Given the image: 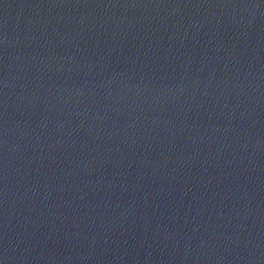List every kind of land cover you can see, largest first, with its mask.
<instances>
[{
  "label": "water",
  "instance_id": "obj_1",
  "mask_svg": "<svg viewBox=\"0 0 264 264\" xmlns=\"http://www.w3.org/2000/svg\"><path fill=\"white\" fill-rule=\"evenodd\" d=\"M0 264H264V0H0Z\"/></svg>",
  "mask_w": 264,
  "mask_h": 264
}]
</instances>
